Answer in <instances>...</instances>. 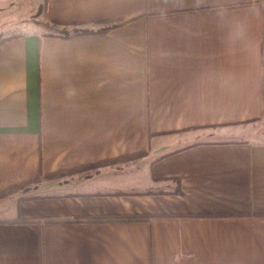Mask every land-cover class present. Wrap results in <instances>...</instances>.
I'll use <instances>...</instances> for the list:
<instances>
[{"label":"crops","instance_id":"1","mask_svg":"<svg viewBox=\"0 0 264 264\" xmlns=\"http://www.w3.org/2000/svg\"><path fill=\"white\" fill-rule=\"evenodd\" d=\"M5 11L0 264H264V0Z\"/></svg>","mask_w":264,"mask_h":264},{"label":"rangeland","instance_id":"2","mask_svg":"<svg viewBox=\"0 0 264 264\" xmlns=\"http://www.w3.org/2000/svg\"><path fill=\"white\" fill-rule=\"evenodd\" d=\"M14 7H11V3L7 4V2L3 3L0 2V10H6L4 13V20L8 18H12L11 20H8L12 22L14 20L13 24H15V31L21 26H23L25 23L34 22L36 24L41 25L42 29H45L47 31L49 30H58L54 28L53 25L45 21V18L43 16V2L40 4L36 3L34 0H15ZM70 30L73 29H87L83 27H75V26H67ZM2 30V29H1ZM253 131L260 132V127H255ZM251 131V132H253ZM251 134V133H248ZM248 136V135H246ZM139 155H134L133 159L138 158ZM28 183H25L26 185Z\"/></svg>","mask_w":264,"mask_h":264},{"label":"trees","instance_id":"3","mask_svg":"<svg viewBox=\"0 0 264 264\" xmlns=\"http://www.w3.org/2000/svg\"><path fill=\"white\" fill-rule=\"evenodd\" d=\"M42 2H43V6H44L46 0H42ZM59 32L61 33L62 36H65V37H68L71 34H78V33H94V31H90V30H87V29H81V30H78V29H73V30L62 29ZM143 153L144 152H137V153L133 154L132 157L134 155H141ZM24 183H26V182L20 183L18 185H15L13 187L7 188L5 190H1L0 191V196L3 195V194H6L8 192H10L14 188L16 189V188L20 187ZM146 217H147L146 215L145 216H143V215H128V216H121V217H112L110 219H113V220H116L117 219V220H124V221H137V220L145 219ZM15 221H25V220L16 218Z\"/></svg>","mask_w":264,"mask_h":264}]
</instances>
